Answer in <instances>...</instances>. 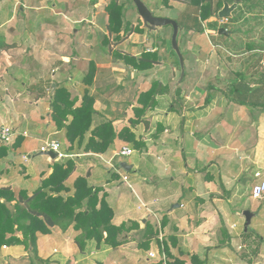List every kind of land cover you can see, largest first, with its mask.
<instances>
[{
    "label": "crops",
    "instance_id": "obj_1",
    "mask_svg": "<svg viewBox=\"0 0 264 264\" xmlns=\"http://www.w3.org/2000/svg\"><path fill=\"white\" fill-rule=\"evenodd\" d=\"M118 1L124 5V22L136 26L139 19L136 8L129 0ZM147 1L151 5L150 9L155 8L156 12L169 8L166 13L170 15L162 16L175 19L186 29L180 39L186 54L185 57L182 54L185 74L177 87L179 103L173 99L179 68L169 54L168 47L156 38L155 33L149 34L145 28L142 32H131L123 40L114 39V33L107 35L104 8L109 0H95L92 20H87L90 24L71 28L79 39L75 41L70 54L58 58L49 79H55L50 82L72 88L73 93L79 96L84 87L88 89L94 98L92 126L104 120L111 121L116 130L127 125L136 139L144 141L145 145L139 149L138 158L118 162L129 176L133 169L135 174L131 176V183H136L142 192L151 188L148 181L143 182L139 177L143 156L147 155L156 158L154 163L145 161L143 164L144 170L153 177L157 169L170 171L177 176L185 175V179L193 178L202 170L201 179L205 188H187V183L183 188H177V192L172 194L180 202L168 210L166 217L160 215V208L150 207L156 200L149 196L146 202H132L130 197L123 194V187L131 188L136 200L140 196L134 191L129 177L127 182L114 179V173L106 166L100 167L103 165L98 160L110 157L113 150L123 145L130 146L133 152L135 148L128 142L116 139L105 153H85L82 148L90 135L88 131L81 145L75 140L72 147L67 149L64 131L57 129L49 116L50 90L46 91L42 81L46 76H38L35 80L33 76L37 74L32 71L29 62L28 65L25 62L18 63V67L9 71L5 79L0 78V97L16 98L19 109L11 122L5 119L0 122L11 124L18 132L8 149L0 148V186L13 190L25 189L30 194L52 172L55 162L70 159L74 163V170L66 181L69 191L64 194L73 193V177L84 175L91 186L102 189L99 195L104 194L113 211L112 222L116 225L124 223L126 227L132 228L118 235V239L124 241L115 247L103 242L96 247L94 241H89L84 252H81L74 241L78 231L74 230L73 222L60 220L50 227L49 233L37 234V255L47 260L46 264H58V260L56 262L53 258L54 254L62 257L63 264H84L85 252L90 253L92 250L101 254L105 264H169L175 259L183 260L184 264H264V208L263 213H259L255 228L251 227V223L258 214L251 218V228H248L252 232L243 233L239 230L236 213L230 209L229 204L240 197L246 188H207L209 184L212 185V178L222 182L223 178L228 177L245 178L249 172H253L254 176L256 173L262 175L264 88L259 84L263 73L257 57L251 56L253 52H258L259 46L253 40H245L239 30L242 28L240 23L226 28L230 31L228 36L233 30L234 37L221 38V34H216L219 17L201 20L198 7L190 3V0ZM217 1L213 0L214 5ZM225 1L232 3L234 0ZM98 6H102L101 10L105 13L104 26L95 25L94 14ZM259 8L264 9V0H240L232 12V19H239L237 16L242 10ZM83 20L85 18L80 19ZM120 34H123V30ZM105 36L108 42L103 40ZM231 41L237 43L234 48H238L240 56L236 58L240 59L228 66H221L218 72V64L213 59L216 52L212 53L207 43L229 44ZM12 43V49L20 44ZM249 45L252 49L248 48ZM146 51L157 53V62L143 71L114 56L116 52H125L137 57ZM90 64L95 69L94 77L91 85L85 86L81 80ZM242 71L246 73V82L241 81L239 76ZM214 79L217 82H212ZM20 81L23 82L20 84ZM153 81L167 86L168 90L156 96V107L145 114L147 126L143 120L130 125L129 119L134 114L133 108L137 105L139 93L146 90ZM231 82H234L235 92L227 91ZM227 97L232 99L229 101L233 102L231 104L237 105L231 107ZM248 102L257 105H248ZM242 108L243 114L240 115ZM6 115L7 111L0 105V119ZM205 130H210V133H203ZM52 137H56L62 150L72 156L58 159L40 154L41 146ZM224 142H232L231 149H225ZM205 143H214L215 146L212 148L208 145L211 149L208 151ZM187 149L192 150L190 156ZM194 166L196 174L192 171ZM150 221H155L158 229L156 233L145 234L146 224ZM147 240L148 244L145 242ZM164 246L166 251L163 250ZM152 252L155 257H150ZM162 254L165 259H162ZM31 259V253L22 245L0 248V264H31Z\"/></svg>",
    "mask_w": 264,
    "mask_h": 264
},
{
    "label": "trees",
    "instance_id": "obj_2",
    "mask_svg": "<svg viewBox=\"0 0 264 264\" xmlns=\"http://www.w3.org/2000/svg\"><path fill=\"white\" fill-rule=\"evenodd\" d=\"M221 2L222 0H219L214 5L213 0H190V3L198 7L201 20L217 17ZM123 8V3L118 0H109L104 8L107 35L114 33V39L123 40L131 32H142L144 29L140 17L136 26L124 22ZM122 30L123 34L121 35ZM103 40L108 42V37L105 36ZM9 45V43L3 44L0 50L7 49ZM257 46H259V50L264 49L261 45ZM251 47L249 45L248 48L252 49ZM114 56L141 71L151 68L157 62V53L150 51L142 52L137 57L125 52H116ZM94 71L93 65L90 64L82 79L85 86L91 85ZM239 76L241 81L246 82L247 76L244 71L239 73ZM259 85L264 88V74L260 77ZM49 88V116L56 128L64 131L67 149L72 147L75 140L81 145L83 137L88 131L90 135L82 148L85 153H105L116 139L128 142L135 149H140L145 145L144 141L135 138V134L127 125L116 130L111 121L104 120L92 126V118L95 113L94 98L86 87L80 97L77 94H71L67 87L58 83L52 90L50 82ZM167 90V86L153 81L146 90L139 93L136 99L137 105L133 108L134 114L129 119L130 125H136L142 120L146 123L145 114L156 107L158 103L156 96ZM231 90L236 91L234 82L230 83L227 91L231 92ZM173 99L180 102L179 88H177ZM235 101H237L236 98ZM248 105L255 106L257 104L248 102ZM73 170L74 163L70 159L65 162H55L52 172L43 178L40 185L30 194L25 189L13 190L10 187L0 186V248L22 245L33 255L35 260L46 264L47 260H43L37 255V234L49 233L50 227L60 220L73 222L74 230L78 231L74 241L81 252H84L89 241H94L96 247L102 242L115 247L124 241L119 240L118 235L132 228L126 227L124 223L116 225L112 222L113 211L105 200L104 194L99 195L102 189L91 186L86 176L73 177V193L64 194L69 191L70 187L66 185V181ZM150 232L153 231L151 225L147 223L145 234ZM145 242L148 244L149 241ZM29 247L31 248L29 249ZM163 250H167L166 246L163 247ZM31 264L33 263L31 262ZM169 264H184V262L175 259Z\"/></svg>",
    "mask_w": 264,
    "mask_h": 264
},
{
    "label": "rangeland",
    "instance_id": "obj_3",
    "mask_svg": "<svg viewBox=\"0 0 264 264\" xmlns=\"http://www.w3.org/2000/svg\"><path fill=\"white\" fill-rule=\"evenodd\" d=\"M97 1V0H96ZM146 5L150 8V3L147 0H143ZM94 0H0V47L9 43L7 49L0 50V78L5 79L8 75V72L11 71L15 66L18 67V63H24L28 65L32 69L33 72L37 74V76H33L35 80L38 76L45 77L46 79L42 81L46 85V91L49 92V79L50 71L56 66L58 58L62 57V55L70 54L72 51L71 48L74 45L75 41H78L79 36L77 34L74 35L72 32L73 26H87V20H92L93 16V6ZM249 4V3H248ZM134 7V6H133ZM166 7V6H165ZM102 6H98L96 8V12L94 14L95 25L96 26H104L105 25V13L101 10ZM155 9V8H153ZM169 8H164V10H160L158 12L155 11L156 15H170L168 12ZM57 12H61V14H56ZM172 13V12H171ZM64 15V17H63ZM84 16V17H83ZM167 17V16H164ZM239 19L234 20L230 18L228 22L221 25L225 28H230L233 24L240 23L239 30L241 31L242 36L245 40H253L255 44L261 45L264 47V9L259 8L255 10H242L240 14L237 16ZM85 18V20L80 21V19ZM173 19V18H172ZM139 23V19H138ZM137 23V24H138ZM219 25V23H218ZM215 25L214 27H216ZM26 27V28H25ZM220 27V26H219ZM248 28V29H247ZM168 33L170 36H167ZM15 34V36H13ZM156 34V38L165 43V46L168 47L169 54L174 58L177 63V67L179 68V62L176 54L172 51L171 47V35H172V27L167 25L162 27L158 33ZM217 34V31H216ZM183 36V33H179L178 35V43L180 48L183 50L182 54L185 57V47L180 43V39ZM217 36V35H216ZM221 38H232L234 37V32L231 29V35L225 37L224 35H220ZM20 43L16 49H12V42ZM12 43V44H11ZM237 43L231 41L229 44H216L212 42L211 44L208 42V48L210 51L216 52L213 55V59H216V63L218 64L217 69L218 72L221 71V66H228L231 62H236V58L240 56V52L238 48H234ZM215 50V51H214ZM210 52V54H211ZM243 53L244 50H241ZM237 54V55H236ZM254 58L257 57L258 61L264 57V54L261 52H253L252 55ZM220 62V64H219ZM224 64V65H223ZM20 66H23L22 64ZM13 71V70H12ZM24 73V71H22ZM264 74V70H262ZM217 74V72H216ZM219 74V73H218ZM48 78V79H47ZM178 78V77H177ZM23 81H20V84ZM53 81H51L52 83ZM82 82V80H81ZM212 82H217L215 79ZM56 84V83H55ZM215 84V83H214ZM68 89V88H67ZM71 94H73V89H68ZM79 96V95H78ZM0 97V105L7 111V115L5 118H1L0 122L5 119L6 122H11L12 119H15L16 111L18 109V104L15 102L16 98L6 97L3 101H1ZM80 97V96H79ZM228 99V103L231 107L237 105L231 104L233 102H229L232 99ZM170 105V104H169ZM169 107V106H168ZM170 110V109H168ZM171 111V110H170ZM243 114V108L240 112V115ZM232 113L230 114V117ZM236 116V113L234 114ZM148 121L146 122V126ZM12 127L15 132V137L9 145H4L0 142L1 149H8L10 147L16 137L18 132L11 124H0V127ZM225 132V130H222ZM203 133L209 132L210 130L202 131ZM215 136V135H214ZM49 139L57 140L56 137H52ZM228 139V138H227ZM219 142L220 139H217ZM225 141V140H224ZM227 141V140H226ZM229 141V139H228ZM60 142V141H59ZM207 150L210 151V147H214L215 144H207ZM61 145V143H60ZM208 145L210 147H208ZM225 149H231L233 146L232 142H224ZM62 147V146H61ZM64 151V150H62ZM191 149H187L188 155H191ZM140 156L139 149H135L133 154L129 156H117L114 158L113 163L119 168L121 160L130 161L131 159L138 158ZM211 156H215V154H211ZM109 157V156H108ZM107 157V158H108ZM103 158H100L98 161L102 163L104 167L105 162ZM149 161L151 163L156 162V158L154 156H143L142 162ZM134 162V161H133ZM141 164L139 177L143 182H149L148 185L151 188L148 189L147 192H142V189L136 183H131L133 177V169L130 171L129 176L127 171L124 168L120 169L121 173H126L129 177V181L133 186L134 191L140 199L136 200V195L129 187H123L122 191L129 199L132 200L135 204L138 201H148V199H155L156 202L151 204L150 207L160 208L162 213L160 215H165L172 206L179 204L178 198L175 197L172 193L177 192V188H183V185L187 183V188H205L203 185V181L201 179V172L199 170L197 173L194 171L195 166L192 168L194 174H196L191 179H185V175L177 176L176 174L171 173L170 171L165 170H156L155 176L153 177L151 174L144 170V166ZM264 165V164H263ZM262 175L264 173V166H261ZM201 171V172H200ZM113 178H118L122 180L121 174L119 172H113ZM176 175V176H175ZM245 175V174H244ZM174 177V180L171 179ZM225 179V180H224ZM259 177L253 175V172H249L245 175V178L241 177H228L223 178L221 182L217 178H212L210 181L212 185L209 184L207 188H246L245 192L240 195V197L236 198V200L231 201L229 204L230 209L236 213V219L239 224V230L244 233V217L242 216V212L245 209H250L254 211L257 216L252 219L251 227L255 228V223L259 220V213H263L262 209L264 208V196L261 199H253L250 196V191L252 185L258 180ZM114 184V181L111 180ZM215 182V183H214ZM221 184L223 186H221ZM234 186L232 187V185ZM150 198H149V197ZM199 197V196H198ZM202 198V197H201ZM194 200V198H191ZM157 208V209H158ZM151 220V219H150ZM151 225L152 231L155 232L158 228L152 221L149 222ZM249 226V228H251ZM248 228L247 234H250L252 231ZM27 251V250H26ZM85 263L84 264H103L104 260L99 253L85 252ZM32 259L31 262L33 264H39L40 261L35 260L33 255L31 254ZM54 259L56 262L58 260V264H63L62 257L58 254H54ZM105 264V263H104Z\"/></svg>",
    "mask_w": 264,
    "mask_h": 264
},
{
    "label": "water",
    "instance_id": "obj_4",
    "mask_svg": "<svg viewBox=\"0 0 264 264\" xmlns=\"http://www.w3.org/2000/svg\"><path fill=\"white\" fill-rule=\"evenodd\" d=\"M129 2L133 4V6L136 8L137 13L142 20L143 26L149 34L158 33L162 27L167 26V25L172 27L171 47H172V51L176 54L178 62H179V76L176 80V83L173 89V94H175L176 89L185 74L184 59H183L182 52L178 44V35L180 32L184 33L186 29L183 25L178 23L175 19L156 15L155 14L156 10L155 9L151 10L143 0H129ZM239 2L240 0H234L232 3H229L224 0L222 2L221 8H219L217 11V16L219 18H232L233 16L232 12L236 8ZM217 32L218 34L226 35V36L230 34V31L224 27H219ZM51 86L53 90L56 86L55 82H52ZM40 154H47L51 158L56 157V154L49 150L42 151L40 152ZM174 206H178V204ZM255 214L256 213L250 209L243 210L242 216L244 217V231L248 230V227L251 222V218L255 216ZM30 248L31 247H29V249Z\"/></svg>",
    "mask_w": 264,
    "mask_h": 264
},
{
    "label": "built area",
    "instance_id": "obj_5",
    "mask_svg": "<svg viewBox=\"0 0 264 264\" xmlns=\"http://www.w3.org/2000/svg\"><path fill=\"white\" fill-rule=\"evenodd\" d=\"M229 18H219L218 23L221 27V25H224V23L228 22ZM259 52L264 54V49L259 50ZM260 68L261 70H264V57H262L259 60ZM15 137V132L12 127H0V142L3 143L4 145H9L12 140ZM41 152L42 151H52L53 153L56 154V158L58 159H64L69 156H72L71 154H67L65 151H62L61 145L59 140H54V139H48L45 141V143L41 146ZM133 153V149L128 146V145H123L117 150H113L112 154L110 155L109 158H104L103 161L105 162V166L107 167L108 170L112 172H119L122 176V180L127 182L128 181V176L126 173H121L120 169L113 163V160L117 156H129ZM26 158V157H24ZM103 158V157H101ZM120 168V167H119ZM256 176L259 177V179L252 185L251 191H250V196L253 199H261L264 196V179L261 178L259 173H256ZM130 186V185H129ZM150 257H155V253H150ZM162 259H165L164 254H162Z\"/></svg>",
    "mask_w": 264,
    "mask_h": 264
}]
</instances>
